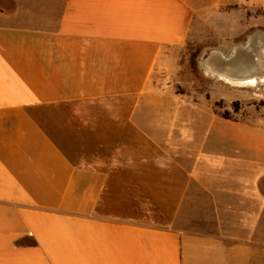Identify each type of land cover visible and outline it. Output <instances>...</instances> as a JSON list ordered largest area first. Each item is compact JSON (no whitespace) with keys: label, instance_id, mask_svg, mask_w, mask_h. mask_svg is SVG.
Wrapping results in <instances>:
<instances>
[{"label":"crops","instance_id":"0c3cea01","mask_svg":"<svg viewBox=\"0 0 264 264\" xmlns=\"http://www.w3.org/2000/svg\"><path fill=\"white\" fill-rule=\"evenodd\" d=\"M258 32L250 0H0V264H264V107L163 85Z\"/></svg>","mask_w":264,"mask_h":264},{"label":"rangeland","instance_id":"374dc122","mask_svg":"<svg viewBox=\"0 0 264 264\" xmlns=\"http://www.w3.org/2000/svg\"><path fill=\"white\" fill-rule=\"evenodd\" d=\"M250 3L264 9V0H250ZM213 44L215 41L206 37L198 42L187 43L163 85L189 96V99L203 100L211 95V105L216 108L218 117L248 119L256 110L264 107V87L258 90L235 88L208 77L201 68L202 59L205 60L212 51L219 50L227 54L230 49L211 48Z\"/></svg>","mask_w":264,"mask_h":264},{"label":"bare ground","instance_id":"6f19581e","mask_svg":"<svg viewBox=\"0 0 264 264\" xmlns=\"http://www.w3.org/2000/svg\"><path fill=\"white\" fill-rule=\"evenodd\" d=\"M210 53L212 56L216 54L215 60L206 58L201 61V68L208 77L235 88L258 90L264 87L263 32L248 36L246 43L232 45L227 54L219 50Z\"/></svg>","mask_w":264,"mask_h":264},{"label":"water","instance_id":"95a60500","mask_svg":"<svg viewBox=\"0 0 264 264\" xmlns=\"http://www.w3.org/2000/svg\"><path fill=\"white\" fill-rule=\"evenodd\" d=\"M247 42V38H246V40H245V43ZM216 54L215 55H211V53L209 54V56L207 57V58H210V59H213V60H215L216 59ZM246 69H248V68H246ZM259 73H260V71L259 70H257ZM240 76H243V74L241 73V75Z\"/></svg>","mask_w":264,"mask_h":264},{"label":"trees","instance_id":"16d2710c","mask_svg":"<svg viewBox=\"0 0 264 264\" xmlns=\"http://www.w3.org/2000/svg\"><path fill=\"white\" fill-rule=\"evenodd\" d=\"M224 118L228 119V117H224Z\"/></svg>","mask_w":264,"mask_h":264}]
</instances>
